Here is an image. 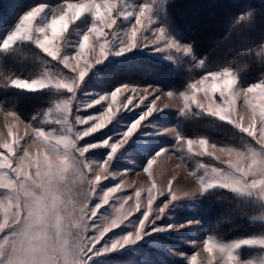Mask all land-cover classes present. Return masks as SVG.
Segmentation results:
<instances>
[{"label":"snow or ice","instance_id":"1","mask_svg":"<svg viewBox=\"0 0 264 264\" xmlns=\"http://www.w3.org/2000/svg\"><path fill=\"white\" fill-rule=\"evenodd\" d=\"M44 9V5H39L23 15L15 30L0 44V48L7 50L17 41H34L44 54L52 60H58L72 75L54 77L45 73L42 77L31 80L13 78L9 81L11 87L28 91L53 87L74 94L78 83L84 80L93 67L89 57L98 56L104 60L110 54L111 30L116 25L118 16L128 18L135 15V20L125 34L123 46L115 53L116 55L137 47L138 34L142 35L154 22L151 5L143 4L138 12L133 13L121 7L118 0H65L63 6L46 23L37 25L36 22ZM86 15L92 17L93 23L83 34L78 50L73 55H62V40L65 34L72 25ZM153 36L155 37L151 43L153 46L163 43V47L167 49H175L185 54L191 52L190 46L166 39L163 28L156 30ZM143 46H149L147 37L143 39ZM101 61L96 59V63ZM237 84L236 75L225 68L207 73L191 83L188 91L179 94L168 92L167 95L169 97L178 95L183 99L182 112L191 109V105L195 103L201 111L232 124L255 142V145L246 144L243 149L220 147L218 150L221 153H227L235 159L227 161V171L219 167L201 165L205 169L204 174L195 177L199 182V190L221 186L234 192L255 193L259 198L264 199V79L241 89H237ZM122 90L135 93L137 87L125 84L117 87L110 95L100 96L88 107L108 101L104 111L98 116H76L74 121L71 119L74 95L70 99L59 101L45 117L47 120V116L53 111L57 113L54 121L51 122L61 126L58 132L47 130L43 125L33 127L22 121L15 112L0 110L7 127V135L0 142L2 149L0 151V214H2L0 264H89L94 255L115 251L143 238L157 193L162 195L163 190L157 189V184L153 181L147 190V206L135 233L114 240L110 246L103 245L105 236L128 220L133 209L122 211L123 204H121L114 218L102 224L95 223L99 209L108 204L115 193L121 191L122 185L117 184L105 190L101 196V203L94 208L89 207V201L96 195V188L111 175L108 161L112 157L109 156L107 161L99 166H94L85 159V153L94 147L107 146V140L103 145L79 146L80 140L105 128L117 112L132 104V96L128 95L114 108ZM201 91L205 96L211 93L207 105L197 100L196 94ZM217 93H219L218 101L212 99ZM162 94L164 93L151 86L141 89V103L150 95L153 96V100L147 110L123 133V139L111 144V153L117 152L137 131L142 121L154 111L161 110L156 107L155 101ZM238 101L248 109L247 119L238 111ZM9 118L14 122H10ZM20 125L24 128L22 134L19 131ZM77 125H87V127L77 130ZM177 138L181 143L185 142L179 135ZM186 143L189 152L196 144L203 150L196 155H214L207 151L209 146L207 139H188ZM33 146L37 149L35 152L31 150ZM211 147L215 149L217 145L213 143ZM163 151L165 150H161L155 156H160ZM153 163L154 158L149 160L143 169L144 172L149 173L150 178ZM70 173L79 176L87 187L83 199L79 201L73 197L67 184ZM172 184L173 180H169L168 193L171 200H176L179 196L173 190ZM141 191H135V211L143 207L140 202ZM131 199L132 197H126L125 203ZM166 206L161 207L159 212L163 213ZM157 230L160 229H153V231ZM98 245H101L99 249H97ZM242 246L264 247V238L242 239L224 244L210 237L202 244L203 251L209 255L208 264H220V262L241 264L236 251ZM214 253H218L219 258ZM198 255L199 253L196 252L190 257V264H198Z\"/></svg>","mask_w":264,"mask_h":264},{"label":"rangeland","instance_id":"2","mask_svg":"<svg viewBox=\"0 0 264 264\" xmlns=\"http://www.w3.org/2000/svg\"><path fill=\"white\" fill-rule=\"evenodd\" d=\"M0 1L3 3L7 1L14 6V11H11L12 13L3 14H1L0 7V44L15 30L22 16L34 7L39 5L45 6L44 12L36 22L37 25H41L46 23L52 15L56 14L57 10L65 2V0L62 2L53 0L52 3L42 0ZM118 3L125 10L133 13L138 12L140 6L143 4H149L152 7L151 15L154 22L142 35L138 34L137 47L121 55L115 54L123 46L125 34L130 30L135 20V15L128 18L118 16L117 23L111 30L110 54L104 60L98 56L95 58L89 57L93 67L89 70L84 80L78 83L74 94L53 87L37 91H28L12 87L23 94L24 97L17 98L15 107L9 106L5 108L0 105V110L15 112L22 121L29 123L33 127L43 125L47 130L58 132L61 126L51 122L54 121L57 113L53 111L47 116V120L45 117L54 109L55 104L59 101L70 99L74 95L73 113L71 117L74 121L76 116H98L104 111L107 108L108 101H102L100 104L88 107L92 101L99 99L100 96L110 95L117 87H122L125 84L137 87L135 93L122 90V94L118 96L117 104L114 105V108L119 105L120 101L126 99L128 95L132 96V104L117 112L105 128L79 141V146L81 147L90 144L103 145L105 140L108 141L107 146L94 147L85 153L86 161L91 162L94 166H99L107 161L109 156L112 157L108 161L111 175L103 180L96 188V195L89 201V207L94 208L97 204L101 203V196L105 190L117 184L122 185L121 191L115 193L114 198L99 209L95 223L102 224L114 218L117 210H120L121 204H123L122 211H126L129 208L133 209L129 219L116 229L110 231L105 236L102 244L110 246L114 240L120 239L129 233H135L147 206V190L151 187L153 181L157 184V189H162L164 193L162 195L157 193L152 214L144 229L145 235L141 240L103 255H94L89 264H153L155 263L153 259L155 257L159 259L161 256L163 259L167 257L168 259L178 261L179 264H190V257L196 252L199 253L197 256L198 264H208L209 255L203 251L202 244L203 241L210 237L224 244L233 243L242 239L264 238V199L259 198L255 193L234 192L221 186H214L200 191L199 182L195 178L196 176L204 174L205 169L201 165L228 170L227 161L229 159L234 160L235 157H230L227 153H221L218 150L220 147L243 149L246 144L250 143L255 145V142L252 138L247 137L246 134L241 135L238 144H235L234 141H228L232 140L229 138L231 137V132L229 131L234 126L201 111L196 107L195 103L191 105V109L194 108L198 111L197 113L209 115V117L221 122L224 132L217 135L209 133L181 134L179 132L176 120L191 109L182 112L181 109L184 105L183 99L178 95L169 97L167 93L179 94L188 91L191 83L202 78L209 72H203L201 70L202 62L195 57L192 49L190 53L185 54L175 49L164 48L163 43L155 46L151 45L152 40L155 39L153 33L163 28L166 39L176 40L181 45L190 46L188 42L177 37L168 25H166L165 11L162 8L160 0H118ZM5 20L15 21V23L5 29L3 27L5 26L3 24ZM92 23V17L86 15L70 27L62 40V55L75 54L83 34L91 27ZM144 37L148 38L149 46H143ZM29 43L33 46L25 47L24 50L26 52L22 53L21 58L26 62H31L35 66L34 71L23 75L15 74L12 78L0 72L1 81L5 85L10 86L9 81L13 78L31 80L40 78L45 73L54 77H67L72 75L67 69L63 68L58 60H52L44 54L36 46L34 41H17L11 48L17 51V45H26ZM1 50L4 49L0 48ZM135 53L151 55L163 62L172 64V66H182L180 68L182 69L184 85L182 87L180 86V88L175 86L167 87L151 80L143 81L140 76H132L134 71H138L137 67L135 65L125 67L123 65L124 61L121 60ZM96 59H101L102 61L96 63ZM234 74L237 77V74ZM237 80V89L246 88L253 84H244L238 77ZM148 86L158 89L160 93H164L155 101L156 107L161 110L154 111L146 120L142 121L137 131L122 144L117 152L111 153V144L123 139V133L147 110L150 102L153 100V96L150 95L141 103V89ZM196 95L200 103L205 105L209 103L211 93H209V96H205V93L201 91ZM212 99L218 101L219 93L215 97H212ZM237 109L247 119L249 111L240 101L237 103ZM9 120L10 122H14L11 121V118ZM84 127H87V125H77L76 129L82 130ZM19 131L21 134L23 133V125L19 126ZM6 135L7 127L5 126L3 114L0 113V142L3 141ZM177 135L183 138L185 142L181 143ZM201 138L209 141L207 151L212 152L214 155H196L197 152L203 151L196 144L193 145L192 151L189 152L186 141L188 139L198 140ZM213 143L217 145V148L214 149L211 147ZM31 150L35 152L37 149L33 146ZM161 150L165 151L161 152L160 156H155ZM153 158L154 163L150 169L152 173L150 178L149 173L144 172L143 169L147 166L149 160ZM174 177L175 179H173ZM169 180H173V190L179 196L176 200H171V196L168 193ZM67 184L71 189L73 197L77 201L83 199L87 187L81 182L79 176L70 173ZM137 190H142L140 202L143 207L139 211H135V191ZM219 194L227 196L235 195L239 199H237L238 204H242V206H232L233 208L228 209L226 215H217V219L223 226L233 221V227H238L240 231L232 233L225 232L224 235L219 236L207 228L209 225L206 226L204 219L206 218V212H203L204 217H202L198 211L199 205L205 204L209 197ZM126 197H132V199L127 200L125 203ZM164 205L167 206L164 212L160 213L159 209ZM224 207L227 208L226 205ZM228 217H231L229 222ZM0 219H2V214H0ZM253 225H256L257 228L255 231H250ZM153 229L160 230L153 231ZM100 247L101 245H98L97 249ZM147 250L150 252L149 256L146 254ZM214 255L219 258L218 253H214ZM236 255L241 264H264V247L261 246H242L236 251ZM152 256L154 257L152 258Z\"/></svg>","mask_w":264,"mask_h":264},{"label":"trees","instance_id":"3","mask_svg":"<svg viewBox=\"0 0 264 264\" xmlns=\"http://www.w3.org/2000/svg\"><path fill=\"white\" fill-rule=\"evenodd\" d=\"M42 1L52 3L53 0ZM160 1L165 11L166 25L177 37L189 43L195 57L202 62L203 72L227 68L236 73L238 79L244 84L264 79V0ZM0 7L1 14L14 11V6L7 1L4 3L0 1ZM14 23L15 21L5 20L3 27L6 29ZM29 46L33 45L19 44L17 51L12 48L1 50L0 72L10 78L15 74L23 75L33 72L35 66L21 58L22 53L26 52L24 48ZM121 61H124L125 67L135 65L138 71H134L132 76H140L143 81L151 80L167 87L177 88L184 85L180 68L182 66H172L170 63L142 53H135ZM22 96L24 97L19 91L5 85L0 75V105L2 107H15L17 98ZM197 112L192 108L176 120L181 134L217 135L224 132L221 122ZM229 132H231L229 138L232 140L228 141L238 144L243 133L235 127ZM237 199L235 195L219 194L209 197L205 204L199 205L198 211L202 217H204L203 212H206L204 219L206 226L209 225L207 228L219 236L224 235L225 232L240 231L238 227H233V221L223 226L217 219V215H226L227 210L232 209V206H242L241 203L238 204L239 199ZM230 220L231 217H228V222ZM256 228L257 226L253 225L250 231H255ZM146 254L149 256V250ZM153 260H155L153 264H179L178 261L167 257L163 259L162 256L159 259L155 257Z\"/></svg>","mask_w":264,"mask_h":264}]
</instances>
